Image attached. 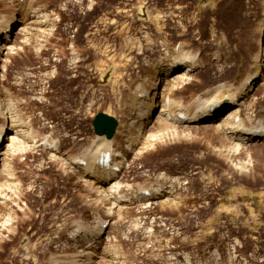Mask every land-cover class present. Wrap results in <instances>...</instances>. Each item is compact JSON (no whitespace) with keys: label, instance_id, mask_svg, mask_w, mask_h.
<instances>
[{"label":"rangeland","instance_id":"rangeland-1","mask_svg":"<svg viewBox=\"0 0 264 264\" xmlns=\"http://www.w3.org/2000/svg\"><path fill=\"white\" fill-rule=\"evenodd\" d=\"M26 3L0 0V9L13 15L2 31L13 41L0 54V125L11 114L16 122L10 120V136L28 141L27 131L35 133L16 155L10 153L12 138L6 141L9 153L0 161V264H46L51 254L60 264H264V141L236 147L217 125L223 118L198 127L166 124L163 106L146 115L148 98L132 96L138 75L154 78V60L180 45L204 60L190 83L175 86L174 100L191 99L184 111L206 88L242 83L263 53L264 0H37L34 9ZM170 78L159 79L157 91ZM257 79L252 104L247 97L241 105L247 127L264 122V67ZM25 95L34 103L23 104ZM140 107L142 117L135 113ZM101 111L118 120L113 145L120 140L122 149L133 147L122 152L124 170L108 181H124L128 196L115 216L79 178L74 161L86 157L97 139L92 122ZM138 120L146 121L140 133ZM126 123L132 124L128 133L121 126ZM46 134L54 136L57 150L39 144ZM165 179L179 188L153 200L131 188ZM166 201H181V210L162 208ZM198 203L208 209L198 211ZM79 218L91 232L87 244L103 247L100 257L78 260L85 239L69 236ZM98 218L97 227L107 220L108 227L94 237Z\"/></svg>","mask_w":264,"mask_h":264},{"label":"bare ground","instance_id":"bare-ground-1","mask_svg":"<svg viewBox=\"0 0 264 264\" xmlns=\"http://www.w3.org/2000/svg\"><path fill=\"white\" fill-rule=\"evenodd\" d=\"M19 1L22 3V6L24 5V3L29 1V2H32V3H30L32 5H29L30 8L34 9V7H37L35 5L37 0H19ZM26 4H28V3H26ZM40 6H42V9H44L46 5L44 6V4L41 3ZM62 9H64V8H62ZM29 12H31V10ZM34 12H35V10H34ZM1 13L2 14L7 13V14H4V16L0 15V40L2 39L0 41V54L4 53V51L6 49H10V46H11L10 44L13 41V34L10 35L11 36V39H10L9 38L10 36L7 32L2 33V31L8 29L9 26L11 25V23L13 21V15L6 12L3 9H0V14ZM25 13H26V11H25ZM143 13H144L143 15H146V12H143ZM60 16H62V15H60ZM49 20H50V18H49ZM61 20H62V18H61ZM25 28L26 27H24L23 30H25ZM4 34L6 35V37L3 36ZM261 48H263V53L262 54L259 53V55H257V59H256L257 60L256 61L257 69H256V71L254 70L255 72L248 74L243 79L242 83L238 84L237 86H235L234 82L225 81V82H219V83L213 85L212 87L206 88L205 90L201 91L195 97L197 99L196 101L194 100V103H193L195 105V107L193 109H188V111H184L183 108H184V104H185V106H187L188 104H186V103L191 101V99L188 101H185L181 97L177 96L178 98L176 97L177 99L174 100V98H175L174 89H175V86H177L178 84H182L184 82L190 83V81H188V80L193 79V76L197 72H200L202 70V68L204 67V65H203L204 60L199 59L198 56L196 55L197 53L192 54V53H190L189 50L186 52L184 45H180L179 48H176L174 46V49L172 50V52L170 53L169 56L167 53H165V56H160L159 59L154 60V64H155L154 70H153V72L155 74L154 78H153V76L142 77V76L138 75L137 81L135 83V85H136L135 91L132 93L133 94L132 96L137 97L138 99H143L145 97L148 98L146 101H147V106H149V108L147 107L145 109L146 115L154 112L159 106H163V110L160 114V116H161L160 119H162L161 121H165L166 124H168L170 122V123L176 125L178 123H184L185 122V123H189V124L194 123L193 126L198 127V126L207 125L208 123L214 122L216 120L218 122V120H220V118H223V122L221 121V123H217V125L219 126L220 130L224 131V133L231 140H233L235 142L236 145L235 144L234 145L236 147L241 148L242 146L245 147V146H248L250 144H253L254 142L264 141V122L263 121L258 122L255 120V122L258 124L251 125V126L247 127L245 120L242 119L244 117H242V114H240L241 113V105H243V101L247 97L249 99V102L251 103V101H250L251 93L253 91H255V89H256L255 86H256V83L258 82L257 78L259 77L260 71L264 67V63L262 62V60H264V58H263L264 46H262ZM213 55H219V52L217 51L216 53H213ZM0 57L2 58L1 55H0ZM212 59H213V57H212ZM253 67H254V64H253ZM218 69H220V71L222 69V71L226 72V73L230 71L229 67H224V66L218 67ZM28 73H29V71H28ZM166 74L170 75V77H171L168 81L169 86L164 90L160 89L159 91H157V88H158L157 83H158L159 79H161V81L164 80V75H166ZM149 77H150V79H149ZM150 83H151V86H150ZM149 86H150V89L148 90L147 87H149ZM152 90H153V95H150V91H152ZM155 95H157V96H155ZM142 96H144V97H142ZM209 96L212 99H210V98L206 99V97H209ZM155 98H156V101H155ZM22 100H23V98H22ZM200 100L202 102L199 103ZM33 101H34V99H31V97L29 98L28 96L25 95L24 101L22 103L25 104L26 106H28L31 103H34ZM35 105L36 104H34V106ZM247 105H248V103H247ZM173 106L175 107L174 110H172ZM246 106L243 108L244 113L247 109ZM196 107H198V108L195 110ZM232 107H235V108L232 109ZM228 110H229V112L224 117H223V115L220 117V114H222L223 112L226 113ZM136 111L137 112H135V113L139 114L141 117L144 115L141 107L139 109H137ZM138 111H140V113H138ZM261 111L264 112V109H262ZM261 115H262V113H261ZM147 118L148 117H145V118H143V120L150 122V119H147ZM257 118L258 117L256 114V119ZM261 118L262 117H260V119ZM171 119H173V122L170 121ZM10 120H12L13 123L16 122V120L13 118V116H11V114H9L8 116H5L4 123L2 125H0V138L3 137V139H0V161H4L3 156L8 155V153H9V151L5 152V149H7L6 148V146H7L6 141H8L12 138V141L10 144L13 143V145H11V147H10V153H11V155H16V153L18 151H20L19 148H22V143L26 144L28 141H30V139L33 140L34 139L33 135H35L34 131L32 134H30L31 132H30V130H28L27 131L28 141L21 139L19 136H13V137L10 136L9 129L13 131V128L15 125V124L10 125V123H11ZM146 121H144V122H146ZM144 122L138 120L137 124H136L137 127H134V128H138L137 130L139 133L141 131H143V125L146 124ZM247 122H248V120H247ZM158 123H159V121H158ZM26 124H28V123H26ZM128 124L129 123H126L125 125L120 124L122 126V128H124L125 133H128L126 131L128 129H130V127L132 125V124H129V125ZM30 125H32V123H30ZM217 125H215V127H218ZM27 127L29 128V126H27ZM122 128H120V130H119L120 135L122 133ZM215 129H217V128H215ZM154 134H156V133H154ZM96 137H97V139H95L93 141V143L90 145V147H88L89 149L87 151L86 157H84V158L80 157V158L74 159V161L76 162V165H78V170L75 166L74 167L78 171V174L80 176L79 178L82 177L81 179L83 181L89 182L90 185L92 184L91 189L95 193H98V194L100 193V197L102 198V200L104 199V201H106L105 202L107 205L106 214L108 216H110L111 214L115 216V214L118 215L121 212V210L124 208L125 200H126V197H128V196L122 190V186H123L124 181H120L118 178L113 179L109 183H108V181L111 180V178L118 176L124 170L125 157H124V160L122 162V160H121L122 154L124 155V153H122V152L125 151L129 147L126 146L125 149H122L120 140H119L118 145L114 146L113 142H112L113 140H111L112 138L109 140V138H107L106 136L97 135ZM153 138H150V140H152ZM32 142H34V140ZM39 144L45 150H49V149L57 150L58 149V146L56 144L54 136H52L51 134L44 135L41 138V143H39ZM25 148H28V147H25ZM118 148H120V150ZM84 149H85V147H84ZM84 149H82V150H84ZM131 149H129V150L127 149V152L125 153V155L127 153H129V151ZM73 156H71V157H73ZM107 157L109 158L108 160H107ZM72 163H71V166H73ZM116 168H119L120 171H117ZM4 171L2 170V173H4ZM168 181L169 180H166V179L162 180V181L153 180V181H149L148 184H145V185L134 183L133 186H131V188H134L137 191L138 195H140L141 198H143V200H153V199L162 197V196L166 195L167 193H172V191L176 192V190L179 188L177 186V184L174 183L172 180H170V183H167ZM106 183H108V184H106ZM180 202L174 203L171 201H166V202H163L160 206L162 208L165 207L166 210H168V211L172 210V212H179L181 210L180 208L182 206V205H180L181 204ZM128 203H129L128 205H132V207H134L136 205L134 202L130 203V200H128ZM193 206L195 207L196 205H193ZM197 207H198L197 209H199L198 211H200V210L203 211L204 209L205 210L208 209L207 205H202V204L197 205ZM97 217H99V216H97ZM118 218L120 219V217H118ZM100 221L101 220H99V218H98V221L95 222L94 226H96V229H98L99 226L97 227V225H99L98 223H100ZM107 222H108V220L106 222L101 223V227H99V231H97V233L94 234V237H98V236H100V234L102 232H104V229H106L108 227V225L105 226V224H107ZM83 223H84L83 220L80 218L74 220V222L72 223V226L75 224V227L71 231V232H73V234L71 237L69 236V238H71V239L74 238V240H76L75 238L85 239V242H84L86 244L85 249L83 248L79 251L81 258H79L78 260H80V261H83L84 258L86 259V258L91 257V256L92 257H100L99 256L100 255V249L102 250V248H103L99 244L95 245L94 248H91L95 244V241L89 242L87 244V241H89L88 234L91 232L87 231L86 227L83 228L82 226H80ZM157 223H159V222H157ZM195 223H197V222H195ZM128 225H126V227ZM132 228H134V226ZM65 233H66V230H64L61 233V236L62 235L64 236ZM148 236L150 237L149 234H148ZM177 236H178V234H177ZM107 238H109V237H107ZM64 241H65V239H64ZM106 241H107V239H106ZM123 242H125V241H123ZM131 243H132V241H131ZM80 246H81V244H80ZM109 246H108V248H109ZM109 250H111V249H109ZM116 251H115V253H116ZM106 252L107 251L101 252L102 253L101 259H103V262L106 259L105 257H108V254H106ZM117 252H119V251H117ZM111 253H109V254H111ZM113 255L115 256L116 254H114V252H113ZM50 256H52L51 260H48L46 262V264H60L59 261H55L58 255L51 254ZM90 260L92 261V258ZM111 261H114V260L112 259ZM111 263L112 264H122L123 262H121V260H119V261H117V263H113V262H111ZM76 264H81V263H76Z\"/></svg>","mask_w":264,"mask_h":264},{"label":"water","instance_id":"water-1","mask_svg":"<svg viewBox=\"0 0 264 264\" xmlns=\"http://www.w3.org/2000/svg\"><path fill=\"white\" fill-rule=\"evenodd\" d=\"M93 126L97 135H105L110 139L115 134L118 121L114 116L105 112H99L93 119Z\"/></svg>","mask_w":264,"mask_h":264}]
</instances>
